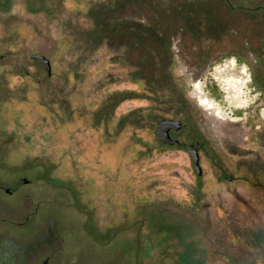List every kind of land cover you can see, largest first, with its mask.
Wrapping results in <instances>:
<instances>
[{"label":"rangeland","instance_id":"rangeland-1","mask_svg":"<svg viewBox=\"0 0 264 264\" xmlns=\"http://www.w3.org/2000/svg\"><path fill=\"white\" fill-rule=\"evenodd\" d=\"M38 202L0 249L43 225L80 264H264V0H0V217Z\"/></svg>","mask_w":264,"mask_h":264},{"label":"flooded vegetation","instance_id":"flooded-vegetation-1","mask_svg":"<svg viewBox=\"0 0 264 264\" xmlns=\"http://www.w3.org/2000/svg\"><path fill=\"white\" fill-rule=\"evenodd\" d=\"M41 203H36L34 210L24 215L23 220L0 217V221L21 226L27 224L31 215L35 214ZM39 226L28 239L11 238L6 249H0V264H80L75 250L66 249L60 243V234Z\"/></svg>","mask_w":264,"mask_h":264},{"label":"water","instance_id":"water-1","mask_svg":"<svg viewBox=\"0 0 264 264\" xmlns=\"http://www.w3.org/2000/svg\"><path fill=\"white\" fill-rule=\"evenodd\" d=\"M33 59H38L44 64V69L48 74H50L51 65L50 60L43 54L40 53H34L31 55ZM182 127V123L179 120L174 119H163L159 121L155 127V131L159 137V139L168 144H175V145H182L187 151L189 156L192 158L193 165L197 172L200 173L199 168V158H198V150L202 147L201 143H195V144H182L177 139H174L170 135L171 130H179ZM21 182L23 184L28 183V179L26 177L21 178ZM6 192H11L10 189L7 187L5 188Z\"/></svg>","mask_w":264,"mask_h":264},{"label":"trees","instance_id":"trees-1","mask_svg":"<svg viewBox=\"0 0 264 264\" xmlns=\"http://www.w3.org/2000/svg\"><path fill=\"white\" fill-rule=\"evenodd\" d=\"M119 27H120V23L119 22H114V23H110L108 24V26H106V29L104 28V30H108L109 31H117L119 30ZM227 33H225V30L224 28H218V30L216 31L215 35H217V38L218 40L220 39V37H226L227 38ZM216 43H221L223 44L224 42L223 41H216L215 42V45Z\"/></svg>","mask_w":264,"mask_h":264}]
</instances>
